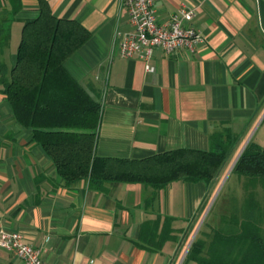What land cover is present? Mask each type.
Instances as JSON below:
<instances>
[{
  "label": "crops",
  "instance_id": "obj_1",
  "mask_svg": "<svg viewBox=\"0 0 264 264\" xmlns=\"http://www.w3.org/2000/svg\"><path fill=\"white\" fill-rule=\"evenodd\" d=\"M17 1L0 0V27L11 20L8 33L0 32V230L21 233L45 264H181L182 245L204 218L208 186L108 182L100 191L88 180L61 179L4 93L24 25L40 15L39 0ZM46 1L56 18L77 21L91 35L65 68L102 105L97 156L209 151L211 136L230 129L237 160L263 127L264 0H156L159 23L184 5L196 9L189 25L205 43L195 55L156 50L154 72L119 55V42L133 30L122 0ZM166 219L174 240L159 250L143 246L144 224L159 223L151 234L158 243ZM0 264L20 261L0 248Z\"/></svg>",
  "mask_w": 264,
  "mask_h": 264
},
{
  "label": "trees",
  "instance_id": "obj_2",
  "mask_svg": "<svg viewBox=\"0 0 264 264\" xmlns=\"http://www.w3.org/2000/svg\"><path fill=\"white\" fill-rule=\"evenodd\" d=\"M39 2V17L24 25L4 93L17 121L32 132L58 176L69 185L88 180L100 191L108 182L143 184L154 190L174 182H213L236 144L230 129L211 136L209 151L178 149L142 160L97 156L102 105L65 68L88 42L90 32L77 21L56 18L46 0ZM10 23L0 32L8 33ZM233 173L244 181L242 207L236 206L221 228L196 239L185 264H264V206L259 200L264 193V146L249 143ZM170 223L166 219V234L158 243L151 234L159 223L154 227L145 223L143 246L159 250L164 242L173 241ZM146 231L151 237L144 235Z\"/></svg>",
  "mask_w": 264,
  "mask_h": 264
},
{
  "label": "built area",
  "instance_id": "obj_3",
  "mask_svg": "<svg viewBox=\"0 0 264 264\" xmlns=\"http://www.w3.org/2000/svg\"><path fill=\"white\" fill-rule=\"evenodd\" d=\"M133 30L119 42L120 57L140 59L145 69L154 72L150 64L156 50L166 56L180 51L195 55L205 43V37L189 25L196 16V9L183 6L169 21L159 23L156 0H122ZM0 248L13 252L20 264H45L40 250L29 245L19 232L0 230Z\"/></svg>",
  "mask_w": 264,
  "mask_h": 264
},
{
  "label": "rangeland",
  "instance_id": "obj_4",
  "mask_svg": "<svg viewBox=\"0 0 264 264\" xmlns=\"http://www.w3.org/2000/svg\"><path fill=\"white\" fill-rule=\"evenodd\" d=\"M257 129L258 127L254 129V132ZM250 138L253 139L252 143L264 146V125L255 136L253 135ZM235 161L236 155H232L225 162L218 177L210 184H206L208 186V201L206 208L204 207L205 211L203 209L200 214H204V218L193 237H189L184 241L180 252L181 264H184L187 253L196 239L203 238L206 233H212V229L221 228L224 224L223 220L227 221L231 218L236 206L237 208L242 207L244 203V181L233 173ZM261 194L259 200L264 206V193ZM186 209L188 210L187 203L185 206V211L187 212Z\"/></svg>",
  "mask_w": 264,
  "mask_h": 264
},
{
  "label": "water",
  "instance_id": "obj_5",
  "mask_svg": "<svg viewBox=\"0 0 264 264\" xmlns=\"http://www.w3.org/2000/svg\"><path fill=\"white\" fill-rule=\"evenodd\" d=\"M244 151V150H243ZM243 151L240 153L239 157L237 158V160L235 161L234 165L237 163L238 159L240 158L241 154L243 153Z\"/></svg>",
  "mask_w": 264,
  "mask_h": 264
}]
</instances>
